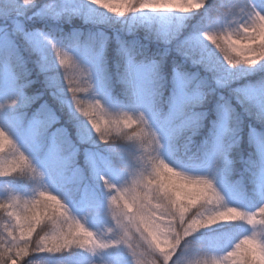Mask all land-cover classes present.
Here are the masks:
<instances>
[{
    "label": "clouds",
    "instance_id": "1",
    "mask_svg": "<svg viewBox=\"0 0 264 264\" xmlns=\"http://www.w3.org/2000/svg\"><path fill=\"white\" fill-rule=\"evenodd\" d=\"M57 2L0 0V9H6L0 13V31L19 36L24 44L21 51L13 40L21 82L28 87L43 85L24 99L29 106L39 102L29 118L38 125L37 135L51 129L62 149L73 157L79 153L87 160L99 152L112 159L126 156L130 163L126 178L119 184L100 176L111 218L103 231L89 228L61 196L41 189L33 198L21 200L38 202L32 215H38L39 221L26 218L23 207L19 208V219L0 210V256L5 243L14 249L15 264H36L31 259L36 253L74 248L96 253L121 245L129 252L131 264H264V203L254 211L246 210L229 203L217 184V177L237 173L243 179L244 173L251 176L257 166L264 171V97L251 99L244 85L234 86L232 79L216 72L215 65L204 57L194 56L183 43L175 48L179 59L170 60L168 45L174 35L153 31L152 40L158 48L151 55H146L148 45L133 49L122 44L117 49L116 77L127 90L137 66L147 60L152 67L147 104L160 114V122L153 120L145 104L134 110L112 107L101 97L97 65L77 58L71 44L65 43L78 33L58 34L59 29L48 24L28 28L27 21L33 19L58 20L61 15L73 14L57 12ZM88 3L113 25L141 10L195 14L206 8L208 0ZM225 16H233L235 24L200 32L211 46L210 54L228 69L264 62V14L253 13L246 5H231ZM105 42L106 38L98 52L101 61ZM29 57L35 76L28 67ZM131 94L135 95L134 89ZM46 95L56 107L44 99ZM69 123L76 128V139L67 127ZM245 136L247 156L242 151ZM129 145L135 150L129 151ZM166 146L175 157L171 162L161 154ZM197 167L206 171H197ZM13 174L42 175L13 137L0 128V177ZM228 224L247 225L252 230L235 238L221 254H190L187 238ZM78 227L83 233L77 232ZM0 264L12 261L0 259Z\"/></svg>",
    "mask_w": 264,
    "mask_h": 264
},
{
    "label": "rangeland",
    "instance_id": "2",
    "mask_svg": "<svg viewBox=\"0 0 264 264\" xmlns=\"http://www.w3.org/2000/svg\"><path fill=\"white\" fill-rule=\"evenodd\" d=\"M233 5H246L253 13L259 12L264 14V0L259 4L255 0H239L233 3ZM202 10L203 9L199 12ZM5 11L6 9H0V13H4ZM56 11L59 13L73 14L69 16L61 15V18L58 20L33 19L27 21L28 28H40L37 23L62 25V22H67V19L76 18L83 23L98 26V37L103 36L107 38L109 36L107 35V30L111 31V34L117 37L118 42L124 45L127 41L120 38V34H126L128 36L135 35L137 37L143 36L146 41L152 39L153 31L165 35H174L172 43L168 45L169 53H176V46L183 43L184 47L191 50L194 56L204 57L209 64L215 65L216 72L223 73L228 78L232 79L234 86L236 84H241L242 80L250 77L254 73L264 70V62H260L254 66H239L236 69H228L226 65H222V61H219L216 56L210 54L211 46L203 40L200 33L192 37L184 35L189 21L198 15L199 12L195 14H182L164 10H141L137 13L129 14L126 18H122L119 23L110 25L107 18L100 17L96 13L95 8L88 3V0H59ZM234 24L235 18L233 16H225V14H223L218 21L213 24H206L203 29L223 30ZM101 28H105L106 30ZM18 38L19 36L13 37L11 32L5 35L0 31V53L3 51L7 53L13 51V40L16 44ZM19 41H21V39H19ZM71 50L77 58L97 65L99 91L101 97L107 101L110 106L122 107L125 110H134L138 105L145 104L149 107V114L152 116L153 120L157 123L160 122V114L151 109V106L147 104L149 100V85L152 77V67L147 60L139 64L135 70L134 81L130 86L131 91L133 89L135 90V95H132V104L126 106L122 105L118 100L115 101L110 90L106 87L105 76H107V73L101 68V57L98 53L88 48L80 49L79 47H71ZM205 72L207 71L205 70ZM244 92L251 99L259 100L261 97H264V85L260 87L247 85L244 87ZM24 99L23 94L17 89L10 66L6 62L2 63L0 65V128L4 129L13 137L21 150L29 156L34 166L42 174L39 177L33 178L40 184V188L52 191L61 196V198L69 204L73 213L89 228L98 232L103 231L104 228L111 224V218L107 215L106 189L100 180V176H105L111 182L117 184L121 183L123 179L126 178L129 167L130 161L128 157L120 156L112 159L105 154L94 152L90 159L85 160V163L88 164L93 171L90 173L87 172L90 178L89 181L86 172L77 165L78 162L75 157L69 155L67 151L62 149L59 138L50 134L47 139L49 143L44 147L39 145L37 135L38 125L35 121L29 118L26 127L22 128L23 119L25 116H28L26 111L32 107V105H26ZM13 100H16L17 103L13 104ZM34 108L35 107H33V109ZM61 114L64 115V113ZM165 130H168L167 125H165ZM49 131H51V129H49ZM74 135L76 137L77 131ZM128 150L134 151L135 149L129 145ZM161 154L166 159H170V162L172 159H175L167 146L161 150ZM196 170L200 172L206 171L204 167H197ZM3 178L5 177H0V179ZM217 184L226 194L229 203L239 205L249 211H254L260 206H255L251 198L247 200L250 202V205L246 204L243 197L228 185L226 176L217 177ZM257 187L259 188V198L264 201V171H260L259 167ZM18 193L20 192L17 187L0 182V200L10 201L17 197L19 195ZM21 194L25 198L31 199L36 195V192L33 190ZM223 226L225 225H216L212 228L201 230L187 239L211 232ZM237 226L240 232L227 242L226 245L228 248L231 246V243L234 242L235 238L247 234L252 230L250 226L247 225ZM87 254L89 259L91 258L87 264H131L129 252L121 245L99 250L96 253L87 252ZM206 254H209V251L205 245H202L200 250L192 254V256L196 257ZM31 259L34 260L36 264H64L63 260L57 258L54 254L36 253Z\"/></svg>",
    "mask_w": 264,
    "mask_h": 264
},
{
    "label": "trees",
    "instance_id": "3",
    "mask_svg": "<svg viewBox=\"0 0 264 264\" xmlns=\"http://www.w3.org/2000/svg\"><path fill=\"white\" fill-rule=\"evenodd\" d=\"M59 1V0H58ZM239 0H208V4L205 9L199 12L191 21H189L188 27L184 32V35L188 37H192L193 35L199 34L203 27L206 24H213L218 21L223 14H225L229 7L236 3ZM242 1V0H240ZM258 4L262 3V0H255ZM58 3V2H57ZM38 27H42L45 23H37ZM53 28L59 29L58 34H76L79 35H72L71 40L65 41V43H70L71 47H79L80 49L88 48L93 49L95 52H99L101 41L104 40L106 37H98V26H93L88 23H83L81 20L76 18L67 19V22L58 25H50ZM106 30L105 28H101ZM110 33V34H109ZM106 42L103 49V61H101L100 65L102 70L107 73L105 76V85L110 90L112 97L115 101H120L122 105H130L133 101V96L131 94L130 86L125 88L123 81H117L116 73V63H117V49L121 47V43L118 42L117 37L111 34V31L107 30ZM120 38H123L127 43L124 45L126 47H131L133 49L142 48L144 45H148V49L146 50V55H151L155 50H157L158 45L153 42V40L146 41L143 36H135V35H126L120 34ZM20 38L17 39L16 45L19 46L20 50L22 51L24 46L22 40L19 41ZM162 50V47L160 48ZM27 56V53H25ZM172 58L179 59L176 53H169V59ZM6 62L11 70L12 75L15 79V83L19 92L23 94L25 98L28 94H31L35 91H40L43 87L42 84L37 83L31 87L26 86L24 83L21 82L20 77V66L16 59L14 58L13 51L6 52L3 51L0 53V65ZM28 67L33 68L32 65V58H28ZM205 74H208L205 72ZM33 75L35 76V70L33 68ZM210 76V74H208ZM240 85L244 86H252V87H260L264 85V70L258 71L251 75L250 77L245 78L242 80ZM44 99L48 100L49 104H52L53 107H56L55 103L46 95ZM39 102L31 104L32 107L27 110L28 116H25L23 119V126L22 128L26 127V123L33 111V107H37ZM20 113V112H19ZM30 113V115H29ZM63 116V114H61ZM63 122V120H62ZM70 133L72 134L73 139H76L75 132L76 128L71 124H67ZM51 131H48L42 136L38 135V142L39 145L44 146L48 145L49 135ZM199 140V139H198ZM103 147V146H101ZM242 151L245 156H247L248 152V145H247V138L245 136L244 142L242 144ZM76 161L78 162L77 165L81 167L86 172L87 179L90 181L89 174L92 171V168L86 164L85 158L81 154H76L75 156ZM116 162V161H115ZM240 168V165H237V169ZM88 172V173H87ZM227 183L230 187H232L235 191H237L241 197H243L244 202L250 205V202L247 201L250 198L254 201L255 206H259L264 201L259 198V188L257 187L258 181V166L257 170L253 172L250 176L247 173L243 174V179L239 178L237 173H233L232 175H226ZM0 182H4L10 184L14 187L19 189V195L15 198L24 200L25 198L21 193H27L29 191H35L37 193L38 190H41L40 184L36 182L31 174L29 175H21V174H13L11 176H7L3 179H0ZM103 183V182H102ZM5 201V200H0ZM236 224L232 225H225L218 229H215L211 232L201 234L194 238L188 239L189 244L191 245L190 254L197 253L200 250L202 245H205L209 254L216 255L221 254L223 251L228 249L227 242L233 239L237 234L240 232L239 228ZM47 254H54L57 258L63 260L64 264H87L89 260V256L87 252L82 249H71L68 251H63L60 253H47ZM32 258V257H31ZM93 264V263H92Z\"/></svg>",
    "mask_w": 264,
    "mask_h": 264
},
{
    "label": "snow or ice",
    "instance_id": "4",
    "mask_svg": "<svg viewBox=\"0 0 264 264\" xmlns=\"http://www.w3.org/2000/svg\"><path fill=\"white\" fill-rule=\"evenodd\" d=\"M169 187H171V185H169ZM188 187L190 189L192 186H188ZM136 192H137V195L140 194L138 190H136ZM177 194L179 195V193H177ZM37 203L38 202L33 201L31 204H29L28 202H21L20 199L13 198L12 200L5 201L2 205H0V210L11 213V214H13V216L15 218L19 219V216H20L19 208L23 207L26 209V213H25L26 218L28 216H31L32 219L39 221L40 217L38 215H32V213L35 212ZM77 232L83 233V228L78 227ZM11 235H12V233L9 230V236H11ZM3 248H4L3 255L0 256V259H10L12 261V264H15V259L12 256V252L14 249L9 247L7 245V243H5Z\"/></svg>",
    "mask_w": 264,
    "mask_h": 264
}]
</instances>
